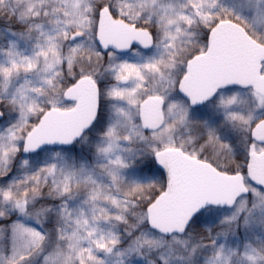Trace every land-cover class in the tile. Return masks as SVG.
<instances>
[{"label": "snow or ice", "instance_id": "snow-or-ice-1", "mask_svg": "<svg viewBox=\"0 0 264 264\" xmlns=\"http://www.w3.org/2000/svg\"><path fill=\"white\" fill-rule=\"evenodd\" d=\"M0 264H264V0H0Z\"/></svg>", "mask_w": 264, "mask_h": 264}]
</instances>
